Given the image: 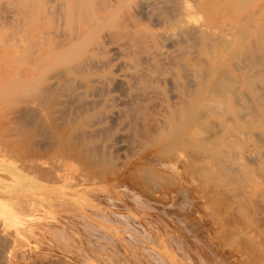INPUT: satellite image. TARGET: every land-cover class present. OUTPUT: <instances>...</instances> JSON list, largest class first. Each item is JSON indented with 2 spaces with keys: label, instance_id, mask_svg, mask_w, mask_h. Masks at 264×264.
<instances>
[{
  "label": "bare ground",
  "instance_id": "6f19581e",
  "mask_svg": "<svg viewBox=\"0 0 264 264\" xmlns=\"http://www.w3.org/2000/svg\"><path fill=\"white\" fill-rule=\"evenodd\" d=\"M135 1L136 0H43L42 6H40L39 3L34 2V1L31 2L30 0H6V1L3 0V2H1V4H0V27L3 28L4 30L6 28L9 32H12L11 33L12 37L8 38L6 36V38L4 40H2V41L0 40V83L4 82V85L7 86V90H15L17 87H20L19 93L23 96L22 99L25 100V102L21 105L22 110H19V114H21V112H22L21 115H23L22 116L23 120L21 121L20 126L22 125L21 126L22 129L24 128V126H28V128L25 127V129H27V130L31 129L32 130L31 127L33 125L31 127H30V125L34 124V125H36V131L38 130L39 132H41L42 129L41 130L37 129V128H39V127H37L38 125H44V127L46 126L47 129L45 131L48 132V130H50V132L52 133L53 137H51V134L50 135L48 134V137L54 138V142H52V143L53 144L56 143L55 147H57L59 149V152H58L59 156H61V157L66 156L67 159H69L70 157H74L78 162H79V160H81L82 162L85 163V165H87V166L89 165V167L91 166L90 164H92L91 169L86 171L85 169H87L88 167H86L84 165V168L85 167L86 168L84 169V168H82L83 167L82 166L81 168L83 171L81 172V170H80V174L83 176L85 175L88 178L89 177L91 178V176L94 177L95 175L97 176L98 174H99V176H100V174H103V176H104V173L109 172V171L103 172V170H104L103 166L108 165V163H113L114 158H116L115 157L116 155H112L111 152L109 150H107V147H108V145L110 147L115 145L116 149H119V147L122 146L121 145L122 143L120 144V142L121 141L123 142V140L126 141V143H128L129 146L126 145L127 148L128 147L132 148L134 146H141V148H142V146L154 144L155 147H158L157 149L161 150L160 154L158 153L159 151L157 153L161 156L160 159H162V161H164V163H163V164H165L164 166H166V167L172 166L174 169V167H176V164L178 162L184 160V161H186L187 164H189L191 166V168H190V166L188 165L189 169L195 170L194 171L195 173L193 172L194 175L196 173H198V172H196V170L199 171L200 161L203 160V157L205 156L204 155L205 150L208 149L209 147L211 148L212 153H210L211 152V150H210V152L207 151V154L209 153L208 155H210V156H211V154H213L214 162L216 164H218L217 162L220 159L219 157L222 156V155H220V152H222L221 154H224V153L227 154V158L233 162L234 160L237 159L236 158V152H234L236 148L238 150V147L236 146L238 143V140H239L237 132L241 130V127H242L241 123H243L244 125L248 124L247 114H245V110H244L246 108L245 97L248 96L247 90L245 88L243 90V92L240 93V96H239V98L241 97V101H240L241 108H243L240 111L241 112L244 111V113H239L238 111H236V107H235V106H237L236 104L235 105L234 104H230V105L227 104V106H226L223 102H222L223 104H221V101H220L219 104H221V105L218 106V108L221 107L222 105L226 106L228 114H223L222 118H220V119L218 118L217 120H214V121H217L216 124L219 127H218V129L216 128L217 130H212V132L208 130V132L210 133V134H208L207 131H205V132H203L204 130L202 131V126H201V117H203V114H202L203 112H201V110H202L201 106H203L205 104L204 102L206 101L205 100L202 104V102H201V95H202L201 89H202V86L209 80V78H212V76L215 75L216 78L214 77L215 80L213 78L214 82H212V84L210 85V88H209V89H211V90H209L210 92H208L209 96H210V93L214 94L213 96H216V98H219V100H222V101H224L226 98H230L233 93L235 94L236 84L238 82H241L242 84H246L249 81V79L247 81V70H246V66L248 65V63L246 61L247 60V53L252 58V61H254L255 63H258V64H262L264 67V42L261 43L260 45L259 44H250L251 46L249 45L248 50H247V45H246V47L244 49L245 50V57L243 58V60L240 59L241 64L237 65L238 72L233 71V69L225 70L224 68H222L223 67L222 65H226V64H223L224 63L223 59H222V63L220 61L221 69L219 67L217 72H216L217 66L215 67L212 65H208L209 67L208 66L206 67L207 59H205V57H203V58L201 57L202 56L201 54L204 53V50H203L204 48L203 49L201 48V45L203 43L200 44V41H198V40H207V42H208V38H207L208 36H206V35L210 34V32L213 29L207 33L208 28L206 29L204 27L207 30L206 31L202 26L205 24V23H203L204 21L203 22L201 20H200V22L197 21V19H196L197 9H195L194 6L188 5L185 0H178V1L173 0V2H174L173 5H168V6L164 5L165 7L162 6L163 4L162 5L160 4V1H162V0H137L136 3L133 5V3ZM168 1L171 4L172 0H166V2H168ZM191 1L193 2V4L197 2L195 0L194 1L190 0L189 3H191ZM235 1L237 2V4L241 8L242 7L244 8V6L247 3V0H235ZM163 3H165V2H163ZM234 4H233V8L235 6ZM227 5H229V6H226V7H230V8L232 7V6H230L231 4H227ZM239 6H237V7H239ZM261 6L257 5V8H256L257 12L260 10L259 8ZM206 7H208V6H206ZM203 8H204V6H203ZM224 8H225V6H224ZM248 9L250 11V8H248ZM224 10H226V9H224ZM244 10H245V8H244ZM199 11H200V8H199ZM208 11H209V9H208ZM253 11H255V10H253ZM223 13H221V14H223ZM247 13H249V12H247ZM210 14L211 13H209V15ZM237 14L232 13L231 15L236 16ZM246 14L243 13V15H246ZM255 14H256V12H255ZM243 15H242V13L240 14V16H242V17H243ZM188 16L190 17L191 22L193 24L192 27H190L189 26L191 24L190 23L188 25V27H189V29L190 28H192V29L188 30L187 28H185V27H187V25H185V24H184L185 25L184 28L187 31V33H189L190 35L191 34L195 35V36L191 35L192 38L193 37L196 39L198 38L197 41H196V39L192 41V42H195V41L198 42L196 44L195 43L192 44L194 47L190 46L191 41L188 43L190 44L189 45L190 48L191 47H192V49L195 48V52L197 53L196 55H199V53H200L199 58H198V56L197 57L191 56V58H188L187 56H185V54H186L185 51L189 52L188 50L190 48L188 50L186 48L184 51L180 50L181 43H184V42L181 41V43H180L179 41H177L175 39V36L173 37V35L170 33H168L171 37V38L170 37L169 38L172 40L174 39V41L172 43H175L174 45L176 47H179V48H176L177 50L176 51L173 50V52L168 51L169 49H166V48H168V46L166 45V43H164V40H162V39L167 38V37L165 38L167 32L165 31L166 33H163L165 36H162L160 31L158 32L157 30L152 28V26H157V28H160L163 26H171V25L172 26L173 25L178 26L182 22H187ZM233 16L231 17V19L233 18ZM252 16L253 15H251V17ZM220 17L219 18L217 17V19L222 20V17L221 18ZM237 18H240V17L237 16ZM237 18H235V19L238 20ZM226 19L228 20L227 17H226ZM235 19L233 18L232 20L234 21ZM257 19H259V18H257ZM215 22H216V20H215ZM229 22L230 23L226 22L227 24L223 23L224 25H226L225 29L223 27L224 25L220 24V22H219V24L217 22V24L221 25L222 28H220V30L223 29L225 31L226 28L229 26V24H231V20ZM235 22H238V21H235ZM252 24L253 23L250 22L251 26H252ZM233 25L235 26L236 23ZM239 27H240V25H238V28L235 26V28H237L238 30L234 28L233 31L237 30L236 32L239 31L243 35V29H246V28L244 26H242V28L243 27L244 28L240 29ZM214 29L216 30V28H214ZM217 29H219V28H217ZM228 29H231V28L228 27L226 32H229V34L234 33L233 31H230ZM191 30H192V33L190 32ZM176 31H177V29L175 30V34L177 37ZM182 31L184 32V30H182ZM171 32H172V30H171ZM179 32H180V30H179ZM180 33H182V32H180ZM212 33L215 34V31H212ZM217 35H218V33H216V35H213L215 39L213 38L212 35H210L211 36L210 38L214 39L213 41L217 42L216 41V39H218ZM219 35H220V33H219ZM181 36H183V34ZM235 36H238V35H235ZM188 37H189V35H188ZM210 38H209V40H210ZM224 38H226V37L223 36V38H222V36H221V38H220L221 42L220 43L224 44V41H222V39L226 40ZM184 39H185V37H184ZM234 39H235V37H234ZM185 40H187V39H185ZM231 40H229V41H231ZM219 41H218V45L220 44ZM226 41H228V39ZM229 41L226 43L229 44L230 43ZM233 41H235V40H233ZM207 42H205V43H207ZM215 42H214V44L216 45L217 43H215ZM208 43L212 44V42H208ZM226 43H225V45H223V50H224L225 46H226V48H229V46H227L228 44H226ZM238 43H242V42H237L236 44H238ZM184 45L182 47H184ZM218 45H216V46L219 47V49H220V45H222V44H220L219 46ZM187 46H188V44H187ZM187 46H185V47H187ZM216 46H215V49H216ZM212 47H213V44L211 47L207 46L208 51H206V52H208V54H210V52L212 51ZM209 48L211 50L210 52H209ZM219 49L217 48L216 51ZM201 51H203V53H201ZM214 51L212 53H214L213 55L215 56V55H217L216 54L217 52L215 51L216 52L215 53ZM235 51L230 50L229 52H232V54L231 53L228 54V52H227L225 57H227L229 55L230 59H231L234 56L233 52L236 53ZM12 52H14L15 54L20 53V55H21V57H20L21 67H17V69H16V71H17L16 78L9 79L8 77L11 75V72H13L11 69L12 68L11 66L14 64V63L13 64L11 63L12 64L11 66L9 64L10 54ZM189 53L191 54V51ZM221 53H222V51H221ZM236 54H238V53H236ZM237 57H238V55H237ZM18 59H19V56L16 57V60H18ZM198 59H204V60H201V62L204 61L205 66L204 65L202 66L200 60H198ZM215 59H216V57H215ZM14 60H13V62H14ZM200 65L203 68L204 67L206 68L205 69L206 72L203 69L204 72L200 73V71H199ZM178 67H181V68L185 67L186 69L191 67L192 69L190 68L191 70H189V72L193 70V74L191 72L187 75L189 77L192 74L191 75L192 77L191 78L189 77L190 80H188L187 82L185 81V76L182 77L184 79V82L187 83V84L185 83L186 85L181 80V73H183V71L180 73L178 70H176ZM202 67H201V69H202ZM170 68H176V69H174V72H171L173 70H170ZM186 69L184 72L185 74H187ZM249 70H250V68H249ZM188 77H186V79H188ZM253 77H255V76L253 75ZM257 78L259 79V77H257ZM262 79L264 80V78H261V80ZM166 84H169V86L172 87V88H170L167 85L169 87V89H172L171 91L169 89H167V90L165 89ZM167 91L173 92V95L167 94ZM159 94L164 95V96H162L163 97L162 100L165 102V105H164L163 110L159 114H154L153 113L154 102L157 100V96ZM18 96L20 97V95H18ZM18 96L15 95V97H17V98H18ZM203 96H205V95H203ZM235 96H236V94H235ZM13 100H15V99H13ZM257 100L258 99H256V101ZM3 102H5V101H3ZM207 103H209L208 107L211 106L210 104H212V103H210V101H208V102L206 101V105H207ZM257 103H258V101H257ZM258 105H260V104H258ZM4 106H1V107H4ZM15 106L16 105H14L12 107L13 110L10 107L11 111H15L17 109L16 108L14 110ZM215 106H217V105H215ZM203 107H205V105ZM221 108L224 109L223 107H221ZM6 109H8V108H6ZM220 109H219V111L222 112L221 111L222 109L221 110ZM0 110H2V116H3V113H5L4 112L5 110H3L2 108ZM207 111H209V108ZM251 111H253V110H251ZM251 111H249V112L246 111V112L250 113ZM15 112H18V111H15ZM254 113H256V112H254ZM254 113H253V115H255ZM19 114H18V117H19ZM61 114H71V116L74 114L75 115L72 118V120H66L62 124H59L58 122H55V119H57L58 117H61ZM207 114H209V113L207 112ZM6 115H8V114H6ZM6 115H5V117H6ZM152 115H162V117L158 118V117H153ZM206 115H205V117H206ZM2 116L0 113V117H2ZM16 116H17V114H16ZM11 117H9V118L11 119ZM14 117L15 116H13L12 119H14ZM18 117H17V120H18ZM2 118H0V120L1 121L4 120V122H5L6 120L4 118L3 119ZM9 118H7V119H9ZM19 120H21V119H19ZM60 120H63L62 117ZM229 120L233 121L232 125H230L228 123ZM239 120H240V123H239ZM253 120H255V119H253ZM1 121H0V125L1 124L4 125V123H2ZM12 121L17 123L15 120H11L9 122H12ZM207 121L205 122L204 125H206V123H210ZM214 121L212 123H215ZM9 122H8V124H9ZM216 124L212 125L210 123V125H212V126H214ZM16 125L18 128L19 122H18V124H15V126ZM1 126H0V128H1ZM5 126L2 127L3 130L6 128ZM11 126H12V127H10L11 130L16 129V127H13V125H11ZM34 127L35 126H33V130H34ZM2 128H1V130H2ZM204 128H205V126H204ZM22 129L20 128V133L21 132L23 133ZM25 129H24V133H26ZM208 129H210V128H208ZM6 130H10V129L8 128ZM77 130L81 131V132H85L83 134H87L86 132H88L89 133V135L87 134L88 136L94 135L93 139H88L87 138L88 136L86 137V136H81V135H80L81 138H79L77 136L79 138L78 139L76 137L77 134L76 133L74 134V132ZM121 131H123L124 133H122ZM213 131H215V132H213ZM263 131H264V129H263ZM9 132H6V134L8 133L7 136H10V134H11V135H13V137H15L14 134L15 133L17 134V131L14 134L12 133L14 131L10 132V134H9ZM31 132L26 133V134H31ZM46 132L44 133V136L47 135ZM202 132L204 134H202ZM206 132H207V134L205 135ZM245 132H243V133H245ZM255 132L256 131H254V133ZM20 133H18V134L19 135L24 134V133L23 134H20ZM3 134H4V136H6L5 133H3ZM36 134H37V132H35V135ZM41 134H40V136H41ZM247 134L249 135V133H247ZM247 134H245V137ZM202 135H204V136H202ZM262 135H264V134H262ZM33 136L34 135H32V137ZM36 136H34V137H36ZM255 136L257 139V134ZM41 137L43 140V134ZM261 137H263V136H261ZM261 137H260V139L264 140ZM0 138H3V137L0 136ZM21 138L23 139V136ZM21 138L18 137V139H21ZM24 138H25V136H24ZM89 138H91V137H89ZM32 139H34V138H32ZM97 139L100 140V142H101V151L98 150L100 148V146H99V148H97L98 146H96L98 144H95V143H94L95 145L92 144V142L94 140H97ZM4 140H5V138H4ZM27 140H30V139L28 138ZM34 140H31L32 142H30V141L29 142L33 144ZM203 140H205V141L208 140L209 142H211L210 143L211 145L209 144L210 145L209 146L207 144L208 142L207 143L203 142L205 144V146L208 145V148L207 147L204 148L205 146L202 145ZM45 141H47V139ZM242 141H244V140H242ZM257 141H258V139H257ZM3 142L6 143V140ZM3 142H0V143H3ZM17 142H19V140L16 141V143ZM25 142L27 143L26 140H25ZM25 142L23 143V144H25V147H23L24 145L20 146L18 143H17L18 145H16V143H15V146H18L17 149H19V146L22 149L24 148V151H22L23 152L22 154H24V152H25V154H24L25 159L23 158V156L20 157L22 154L19 156V153L17 156L18 159L15 158V156H14V159H17L19 162V159L21 158L20 161L22 160L23 163L22 162H21V164L16 163V164H18L17 166L16 165H9V166L2 168L3 170L6 171V176L4 175V173H3L4 176L3 175H1V176L8 180V181H6V183L9 186H12V187L20 186L21 188L23 187L22 188L23 189L22 196H24L26 198V200L31 202L30 203L31 206L34 205V203H33L34 201L32 198L33 196L38 195V196H40L39 198L42 197L44 199H47L48 195H46L43 191H39V192H35L36 190L32 191L31 190L32 185L31 184L29 185L30 181L31 182L34 180L39 181V182L41 181L39 183L41 188L44 187V188H48L50 190L56 189L55 191L64 192L62 187H60L58 185V187H59V189H58L57 186L54 185L53 183L57 182V181H63L67 185L68 184L72 185V184H74L73 181L75 182L76 179L80 178L81 175H79L78 173L76 174L75 172H73V173L71 172L73 174V177L70 176V178L72 180H70V178L68 180L65 176L66 170H64V169H67L66 167L63 169L60 168L59 163H57V162L55 163L56 160L54 162H53V160H51V163H48V162L44 163V161L47 158L44 159V161H43V158L41 159L39 157L40 156L38 154L39 148L42 149L43 146L37 148L36 146H38V144L36 146L32 145V144L26 145ZM36 142H39V141H36ZM36 142L34 141V143H36ZM40 142H41V140H40ZM5 143H3V144H5ZM8 143H10V142H8ZM46 143L50 144L49 141ZM52 143L50 145H52ZM11 144L13 145L12 142H11ZM39 145L41 146V144H39ZM50 145H49V147H51V149H53L52 146H50ZM201 145L204 148V150H202ZM6 146L8 147V144H6ZM126 146H125V148H126ZM190 146H192L193 148L192 147L189 148ZM218 146L219 147L221 146V147L219 148ZM46 147L47 146L45 145V147L43 149H45ZM55 147H54V149L56 150L57 148H55ZM4 148L5 147L3 145V147H1V149H4ZM11 148L13 149L14 147H11ZM185 148L186 149L189 148L188 151L190 150L191 154L189 152V155L186 156L185 154H187V152H188V151H186V153L183 155L184 157L186 156V158H183L182 152L184 151ZM194 148H195V151H196V149L198 150L199 154H197V152H195V151H194V153L192 152L194 150ZM199 148L201 149L202 154L199 152V150H200ZM244 148H245V146H244ZM51 149H49L48 151H50ZM144 149H145V147H144ZM144 149L142 148L141 150H144ZM5 150H8V149H5ZM13 150H14V152L16 151L15 148ZM13 150L11 152L8 150L7 152H10L8 154H11L13 152ZM19 150H17V151L19 152ZM17 151H16V154H17ZM43 151H46V153H47V149L43 150ZM138 151H139V149H138ZM203 151H204V153H203ZM0 152H2V151H0ZM51 152L53 153V151H51ZM154 152H156V151H154ZM148 153H150V152H148ZM53 154H52V156H53ZM117 154H118V152H117ZM154 154H156V153H154ZM158 154L156 156H158ZM13 155H15V153ZM13 155H11V158ZM123 155H125V154H123ZM239 155H240V153H239ZM45 156H42V157L45 158ZM132 156H134V155H132ZM49 157H51V154H49L48 158ZM244 157H245V155H244ZM244 157H243V159H244ZM22 158L24 159V161ZM153 158H155V157L153 156ZM54 159H56V157ZM70 159L71 160H69V161H72V158H70ZM247 159H249L248 156H247ZM257 159H259V158H257ZM216 160H217V162H216ZM66 161H68V160H66ZM223 161H224V159H223ZM259 161H260V159H259ZM221 162H222V160H221ZM247 162H249V161L246 160V163ZM75 163L78 164L76 161H75ZM81 163H79V164H81ZM93 163H95L96 166L98 165L99 167L96 168V166H94L95 164L93 165ZM104 163H105V165H104ZM121 163H122V161H121ZM227 163H228V161L225 162V164H227ZM254 163H256V161ZM245 164L238 163V168L234 169L233 173H230V175L227 174V176H230V178L232 177L234 179H236V178L238 179L237 180L238 182L236 183L238 187L235 186V190H237V189L239 190V187H241L243 185V181L240 178H241V175H242V177H244L245 173H243L241 170L246 169ZM65 165L69 166V162L67 164L64 163L63 166H65ZM73 165H75V164H73ZM115 165H116V163H115ZM115 165L113 164L112 170L115 169L114 168ZM78 167H79V165H78ZM92 167L94 168L93 170H92ZM184 167H186V166L184 165ZM220 167H223V166H220ZM108 168L106 167L107 170H108ZM158 168H159V166H158ZM2 169L0 170V172L1 171L4 172ZM18 169L23 171L26 176H24V177L20 176L17 173ZM106 169H105V171H106ZM162 169H163V167H162ZM186 169H188V168H186ZM215 169H218V168H215ZM153 170L154 169H152V171ZM161 170H159L160 173H161ZM205 170H208V166H204L202 168V171H205ZM218 170H221V168ZM141 171H142V169H141ZM188 171L190 172L191 170H187V172ZM110 172H111V169H110ZM223 172H228V171H227V169L223 168ZM71 173H69V175ZM149 173L150 174L152 173L151 168H150ZM153 173H154V171H153ZM205 173H204V175H203V172H202V174L200 173V175L198 173V176H201V175L205 176V177L210 176L209 172H208L209 175H207V172H205ZM193 174H191V175L193 176ZM256 174H257V176H259L258 175L259 173H256ZM69 175H67V177ZM83 176H81V177H83ZM103 176H101V177H103ZM172 176H173V174H172ZM213 176H216V175H213ZM218 176H219V174L217 175V177ZM93 177H92V180H93ZM154 177L156 178V176H154ZM196 177H197V175H196ZM98 178H96L97 183H98V180H99V182H101L100 178L99 179ZM105 178H107V177H105ZM86 180H87V178H86ZM215 180H216V178H215ZM93 181L96 183L95 179ZM102 181L108 182L107 179H102ZM227 181H228V179H227ZM229 181H231V179ZM26 182H28L27 185H26ZM88 182L89 181H87L86 183H88ZM104 182H102V183H104ZM90 183H92V182H90ZM231 183H233V182H231ZM77 184H79V183H77ZM225 184H227L226 181H225ZM2 188H4V187H0V191ZM17 188H19V187H17ZM227 190H229V189H227ZM219 192H220V190H219ZM212 193H214V192H212ZM28 194H32L31 197ZM255 196H257V194ZM258 196H260L259 197L260 202H258V200L255 201V199L258 198ZM258 196L256 198L255 197L252 198V200L254 199L253 200L254 202L260 203L259 206L261 208H259V209L263 208V210H264V191H262V192L260 191ZM247 198L250 201V197H247ZM244 200H245V198H243L242 201H244ZM22 202H24V201H21V203ZM100 202H102V201H100ZM250 202H252V201H250ZM21 203H19V204H21ZM27 203L24 202V204H27ZM2 204H5V202H3V200L0 199V207L2 206ZM30 204L28 203L29 207H30ZM242 204L243 203H241V205ZM254 204L256 207L257 204L256 203H254ZM237 205H239V204H237ZM21 206H22V208L26 207V206H23L22 204H21ZM12 207H13V205H12ZM19 207L20 206H18L17 208L20 209L21 207L20 208ZM26 208L28 209V211L29 210L32 211L31 209L33 208V206H32V208L30 207V209L28 207H26ZM26 208H24V209L27 210ZM24 209H22V211ZM25 210L23 212H25ZM22 211H21V213H22ZM258 212H259L258 213V215H259L262 212V210L261 211L259 210ZM28 213L31 214V212H28ZM262 213H264V212H262ZM255 217H256V214H255ZM258 217H260V216H257L256 217L257 219L254 218L257 220V222L254 221L255 224L258 223L259 221H261L260 219L263 218V215H261L259 220H258ZM24 221H26V220H24ZM262 221H263V219H262ZM262 221H261V223H264ZM87 224H90V223H87ZM4 225H6V224H4ZM94 225L95 224H93V227H94ZM69 226H70V224H69ZM98 227H99V225H98ZM255 227L253 226V228H255ZM257 227H259V226H257ZM260 227H262V226L260 225ZM253 228H251V229H253ZM4 230H5V228H4ZM56 230H59V229L57 228ZM257 230L260 231V230H262V228L257 229ZM1 231H3V230H1ZM1 231H0V243H6L7 244L9 238H7V236L3 235L1 233ZM59 231H62V230H59ZM234 232H235V230H234ZM249 233H250V231H249ZM258 233H260V232H258ZM258 233L257 234L255 233V234L259 236L260 234H258ZM14 234H13V236H14ZM223 235H225V234H223ZM263 235H264V233H263ZM230 236H231V234H230ZM250 236L251 235H248V241L250 240V238H252V236L251 237ZM258 236H256V237L258 238ZM9 237L11 238V236H9ZM256 237H255V241H256ZM252 239L249 242L254 243L255 241L252 242ZM261 240H263V239H261ZM261 240L259 243L257 242L258 244H260V246L264 242V240H263V242ZM6 244H5V246H6ZM113 245H114V243H113ZM255 245H256V243H254V246ZM73 246H74V244H73ZM260 246L257 245V249ZM251 248H253V247H251ZM257 249L255 248V250H257ZM261 249L262 248H260V253H261V251L264 250V249L263 250H261ZM13 251H15V250H13ZM0 252L5 253L2 250H0ZM263 253H264V251H263ZM263 253H262V255H263ZM15 255H16V253H15ZM16 258H17V256H16ZM5 259L6 260L3 261V264H10L9 263L10 260L7 258H5ZM38 259H39V257H38ZM256 260H257V258H256ZM260 260H262V258ZM25 261L27 262V260H25ZM35 261H36V259H35ZM41 261L44 263V261L42 259H41ZM263 261H261V262H263ZM13 262L14 261H12V263ZM23 263L26 264L25 262H23ZM33 263H34V259H33ZM45 263H46V261H45ZM49 264H51V263H49Z\"/></svg>",
  "mask_w": 264,
  "mask_h": 264
},
{
  "label": "rangeland",
  "instance_id": "374dc122",
  "mask_svg": "<svg viewBox=\"0 0 264 264\" xmlns=\"http://www.w3.org/2000/svg\"><path fill=\"white\" fill-rule=\"evenodd\" d=\"M4 1H6V0H4ZM30 1L31 2H33V1L37 2L40 4V6H42V4H43V0H30ZM136 1L133 3V5L136 3ZM162 1H160V4L161 5L163 4L162 6H164V5L168 6V5L174 4L173 0H172L173 3L170 1L171 4L169 3V1L166 2V0H164L163 2H165V3H163ZM175 1H178V0H175ZM185 1L188 5H192L195 7V9H197L196 19L198 22H200V20L202 22L204 21L203 23H205L204 24L205 26L204 25H202V26H203V28L204 27L206 29L208 28V31L204 28L207 31V33L210 32V30H212V29H213L212 31H215V34L212 33V31L208 35L205 34L206 36H208L207 37L208 42H212V44H213L212 51L209 48V52L211 51L210 54H208V52H206V51H208L207 46L211 47L212 44L210 43L211 44L210 45L207 42V40H198V41H200V44L203 43L201 45V48L202 49L204 48L203 49L204 53H203V51H201V53H203V54H201L202 55L201 57L202 58L205 57V59H207V61L205 60L207 62L206 67L208 65H212L215 67L217 66V68H216V72H217L219 67L221 69L220 61L222 63V59H223V62H224L223 64H226V65H222L223 66L222 68H224L225 70L233 69V71L238 72L237 65L241 64V60H243V58L245 57V50L244 49H245L246 45H247V50H248L250 44H259L260 45L261 43L264 42V0H259V1L258 0L257 1L256 0H247L246 5L244 6L245 10L243 7L241 8L235 0H232L233 2L231 0H229V1L224 0L225 2L223 0H195V1H197L196 2L197 4L196 3L193 4L192 1H191V3H189L190 0H185ZM1 2H3V0H0V4H1ZM227 4H231L230 6H232V7L231 8L226 7V6H229ZM233 4L235 5L234 8H233ZM257 5L258 6L262 5L259 8L260 10L258 9L259 10L258 12L256 11ZM203 6H204V8H203ZM206 6H208V7H206ZM224 6H225V8H224ZM237 6H239V7H237ZM199 8H200V11H199ZM248 8H250V11ZM208 9L210 12L208 11ZM224 9H226V10H224ZM253 10H255V11H253ZM208 12L211 14L209 15ZM231 12L233 14H237V13L238 14L236 16H233V15H231L232 14ZM240 12L242 13V15H243V13H245V14L247 12H249V13H247L246 15H243V17H244L243 18L242 16H240V14H241ZM255 12H256V14H255ZM221 13H223V14H221ZM251 15H253V16L251 17ZM220 16L222 17V20L217 19V17L219 18ZM225 16L228 18V20L226 19ZM232 16L234 19L237 18V16H239L240 18H237L238 20L235 19L233 21L232 20L233 18L231 19ZM187 18H188L187 22H182L178 26L177 25H173V26L171 25V26H163L160 28H157V26H152L153 29L157 30L158 32L160 31L162 36H165L163 33L167 32L165 38L167 37L168 39L166 38L167 40L166 39H162V40H164V43H166V45L168 46V48H166V49H169L168 51L173 52V50L176 51L177 50L176 48H179V47H176L174 45L175 43H172L174 41V39L173 40L170 39L171 37L168 33L172 34L173 37L175 36V39L177 41H179L180 43H181V41L184 42V43H181L180 50L184 51L186 48L188 50L190 48V46L194 47L192 45L193 43H195V44L198 43V42H196L198 38L197 39L194 37L192 38V36L194 34H191L192 35L191 36L185 30V28H187L188 30L192 29V28L189 29V27H188V25L190 23H191L189 25L190 27H192V25H193L190 17L188 16ZM257 18H259V19H257ZM229 19L231 20V24H229V26L228 25L227 26L231 29H228V30L233 31L235 26L238 28V25H240V27H239L240 29L242 28V26H244L246 29H243L244 27L242 28L243 29V35L239 31L236 32L238 30L237 28H235V29H237L236 31H233L234 33H230V34H229V32H226L228 27L226 28L225 31L223 29L220 30V28H222V27H221V25H218L219 22H220V24L224 25L223 23H226V22L230 23ZM215 20H216V22H215ZM235 21H238V22H235ZM217 22H218V24H217ZM250 22L253 23L252 24V26L254 25L253 27L250 25ZM235 23H236V25L234 26L233 24H235ZM184 24L187 25V27L184 28V26H185ZM225 26L226 25L223 26L224 29H225ZM214 28H216V30ZM217 28H219V29H217ZM176 29H177V31H176L177 37L175 34ZM171 30H172V32H171ZM179 30L182 33H180ZM182 30H184V32ZM185 32L189 35V37ZM190 32L192 33V30ZM11 33L12 32H9L6 28H5V30L3 28H1L0 29V37H1L0 40L1 41L4 40L6 38V36L8 38L12 37ZM179 33L181 35L183 34V36H181ZM216 33H218V35H217L218 39H216L217 42L213 41L215 39L213 35H216ZM219 33L222 36V38L224 36V37H226L224 39H226V40L228 39V41L232 39L231 41H229L230 43L229 44L226 43L228 41L223 40V39H222V41H224V44L220 43L221 42V39H220L221 36L219 35ZM210 35H212L214 39L210 38L211 37ZM235 35H238V36H235ZM184 37L187 40H185ZM234 37H235V39H234ZM209 38H210V40H209ZM195 39H196V41L192 42ZM233 40H235V41H233ZM218 41L220 44H222V45L219 44L220 49H219V47L216 46V45H218ZM188 42H190L191 45ZM205 42H207V43H205ZM214 42L217 44L215 45ZM237 42H242V43L236 44ZM225 43L228 44L227 46H229V48H226V46H225L224 50H223V45H225ZM182 44L183 45L185 44L184 47H182L183 46ZM187 44H188V46H187ZM185 46H187V47H185ZM215 46H216V49L218 48L219 50L216 51ZM192 47L188 50L189 52L191 51V54L189 52L185 51L186 52L185 56H187L188 58H191V56L192 57L198 56V58H199L200 53H199V55H196L197 53L195 52V48L192 49ZM230 50H232V51L236 50L235 52L238 53V54H236L233 52L234 56L231 59H230L229 55H228L229 57L227 56L228 58L225 57L227 52H228V54H230V53L232 54V52H229ZM213 51L217 55L214 56L213 55L214 53H212ZM221 51H222V53H221ZM237 55H238V57H237ZM17 56H19L18 60H16ZM20 57H21L20 53L15 54L14 52H12L10 54L9 64H10V66L13 63L14 64L11 66L12 67L11 69L13 72H11V75L8 77L9 79L16 78V76H17L16 69H17V67H21ZM215 57H216V59H215ZM13 60H14V62H13ZM198 60H200V62H201V60H204V59H198ZM246 61H247L248 65L250 66V67L248 65L246 66L247 81H248V79H249V81L246 84H242L241 82H238L236 84V90H235L236 96L233 93L230 98H226L224 101L219 100V98H216V96H213L214 94L210 93V96H209L208 92H210L209 90H211L209 88H210V85L212 84V82H214V80L216 78L215 75H213L212 78H209V80L202 86V89H201V94H202L201 95V102H202V104L205 100L207 102L210 101V103H212V104H210L211 106L208 107L209 103H207V105H206V101H205L204 102L205 107H203L204 105L201 106V109H202L201 112H203L202 113L203 117H201L202 131L204 130L203 132H205V131L208 132V130L212 132V130L218 129L219 126H217V124H216L217 121H214V120H217L218 118L219 119L222 118L223 114H228L227 109H226L227 104H229V105L230 104H234V105L236 104L237 105V106H235L236 111H238L239 113H244V111L243 112L240 111L243 108H241V103H240L241 97L239 98V96H240V93L243 92V90L245 88L247 90V95H248L245 97L246 108L244 109L245 114H247L248 124L244 125L243 123H241V125H242L241 130L237 132L239 140H238V143L236 146L238 147V150L236 148L234 151V152H236V158L237 159L232 162L227 158V154H225V153L221 154L222 152H220V155H222V156L219 155L220 159L218 160V162L216 160V162L218 163V164H216L214 162L213 154H211V156L208 155L209 153L207 154V151L210 152V150H211L210 147L208 148V145L211 142H209L208 140L202 141V145H204V146H205V144L203 142H206V143L208 142L207 143L208 145H206L204 147V148L207 147L208 149L205 150V154H204L205 156L203 155L204 156L203 160L200 161V166H199L200 169H199V171L196 170V172H198L199 175H200V173L202 174V172H203V175L205 172H207V175L210 174V176H208V177H205L202 175L198 176V173H196L194 175L193 172L195 170L189 169L190 165L187 164L186 161H184V160H182L183 162L180 161V162H178L179 164L178 163L176 164V167H174L175 170L173 169L172 166H170V167L164 166L165 165V164H163L164 161H162V159H160L161 156L159 155L161 150L157 149L158 147H155L154 144H153L154 146L152 144H149L147 146H142V148L144 149V147H145V149L141 150L142 149L141 146H134L132 148L131 147L127 148V146H129V145H128V143H126V141L123 140V142L122 141L120 142V144L122 143L121 144L122 146L119 147L120 150L116 149L115 145H113L112 147H110L108 145V147H107V150H109L112 155H116L115 156L116 158H114V162L112 161L113 163H108V165L103 166L104 167L103 172H107V171H109V172L104 173V176H103V174H100V176H99V174L97 176L95 175L96 177L91 176V178L89 177L90 178L89 179L87 176H85V175L83 176L80 174V170H81V172L83 171L82 168H84V165H85L84 162H82L79 159H78L79 160V162H78L74 157H70V158H72V161H69V160H71L69 157H68L69 159H67L66 156L65 157L59 156V153H58L59 149L57 147H55L56 143H54V144L52 143V142H54V138H51V137H53L52 133L50 132V130H48V132L45 131L47 129L46 126L45 127H44V125H38L37 126V127H39L37 129H39V130L42 129L41 132H39L38 130L36 131V125H34V124L30 125V127L32 125L35 126L34 130H33V126L31 127L32 130L29 129L30 131L25 129V127L28 128V126H24V128L22 129V127H21L22 125L20 126V123L23 120V117H22L23 115H21L22 114L21 111H20L21 114H19V110H22L21 105L25 102V100L22 99L23 96L19 93L20 87H17L15 90H7V86L4 85V82L0 83V86H1L0 87V99H1L0 100V109L2 108L3 110H5L4 111L5 113H3V116H2V110H0V113H1V116L3 118L5 117L6 114H8L4 118L6 120L5 122H4V120L3 121L0 120L2 123H4V125L3 124H1L2 126L0 125L1 128L6 125L5 126L6 128L4 130H3V128H2V130L0 128V130L2 131V132L0 131L1 132L0 136L3 137V138H0V142H3L6 140V143L3 142L5 144L0 143V146L3 144L5 147L4 149H1V147H3V145L0 147V151H2V152H0L1 153L0 154V168L2 169V168L9 166V165H16L17 166L18 164H16V163L21 164L22 160L20 161V159H21L20 158L19 162H18L17 156H18V153H19V156L23 153L22 151H24V148L22 149L20 146L24 145L23 147H25V144H23L25 142V140L27 141V143L25 142L26 145H31L32 144V143H30V142H32L31 140L35 139L34 140L35 142L36 141H39V142L34 143V141H33L32 145L36 146L38 144V146H36L37 148L43 146L42 147V149H43L45 147V145L47 146L45 149H43V150L47 149V153H46V151H43L41 148H39V153H38L40 155L39 157L41 159L43 158V161H44V159L47 158L44 161V163H46V162L51 163V160H53V162L56 160L55 163L56 162L59 163L60 168L63 169L66 167L68 170L67 169H64V170H66L67 174L65 173V176L68 180H69L70 176L73 177V174H72L73 172H75L76 174L78 173L79 175L83 176V177L80 176V178L76 179L75 182L73 181L74 184H72V185H69V184L67 185L63 181H57V182L53 183L54 185L57 186L58 189H59L58 185L60 187H62L64 192L55 191L56 189L50 190V189L44 188V187L41 188V186L39 184L41 181L40 182L36 181V180H34L32 182L28 181L29 185L30 184L32 185V188H31L32 191L33 190H36L35 192L43 191L46 195H48L47 199H44L42 197L39 198L40 196H38V195L33 196L32 198L34 201L33 202L34 205H32V206H33V208L35 207L33 209L31 204H30L31 202H29L28 200H26V198L24 196H22V192H23L22 188L23 187L21 188L20 186H17V187H19V188H17V187L9 186L6 183V181H8V180L1 176V175H3V173L6 176V171L2 169L4 172H2V171L0 172L1 173L0 178L2 177L0 179V187H4V188H2L0 191V199L3 200V202H5V204H2V206L0 207V229L3 230V231H1V230L0 231L3 235L7 236V238H9V240H8L7 244L6 243H0V245H1L0 248L2 247L0 250L5 252V253L0 252V260L2 261V262L0 261V264H3V261L6 260L5 258L10 260V261L8 260L10 264H24L23 262H25L26 264H31V263L32 264H49V263H51V264H258V263L262 264L263 263L264 264V261H263L264 260V258H263L264 257V253H263V251H264L263 250L264 249V246H263L264 245V242H263V240H264V235H263L264 223H261L262 219H263L262 222H264V213H262V212H264V210H263V208L259 209L261 207L259 206L260 203H258V202H260L259 201L260 196H258V194L260 193V191L261 192L264 191V176H263L264 175V140L260 139L261 136H263L261 138L264 139V135H262V134H264V131H263V129H264V117H263L264 116V80L263 79L261 80V78H264V67L262 64H258V63H255L254 61H252V58L248 55V53H247V60ZM201 65L205 66V62L202 61ZM201 65L199 66V71H200V73L201 72L203 73L206 68L205 67L203 68ZM201 67H202V69H201ZM190 68L186 69L185 67H183V68L178 67L177 69L176 68H170V70H173L171 72H174V69H176L180 73L183 71V73H181V80L185 84L188 80H190L189 77L191 78L192 77L191 75L193 74V70L189 72V70L192 69V68L191 69ZM249 68H250V70H249ZM185 69H186L187 74L184 73ZM191 72H192V74L188 77L187 75ZM205 72H206V70H205ZM250 72L256 78L253 77V75ZM183 76H185L186 82H184V79L182 78ZM186 77H188V79H186ZM257 77H259V79ZM213 78H214V80H213ZM167 85L169 86V84L165 85L166 90L169 89V87L172 88L171 86L168 87ZM169 90L171 91L172 89H169ZM168 91H167V94L173 95V92H168ZM15 95L16 96L20 95V97L18 96V98H17V97H15ZM203 95H205V96L207 95V96L205 97ZM162 96H164V95L159 94L157 96V100L154 102V109H153L154 114H159L164 108L165 102L162 100V98H163ZM13 99H15V100H13ZM256 99H258L257 100L258 103H257ZM3 101H5V102H3ZM220 101H221V104L224 103L226 105V106H223V105L221 106L224 109H222L221 107L218 108V106L221 105V104H219ZM214 104L217 106H215ZM258 104H260V105H258ZM14 105H16L14 107V110L17 108L15 111H18V112L11 111V108ZM1 106H4V107H1ZM6 108H8V109H6ZM208 108H209V111H207ZM219 109L222 112H220ZM12 110H13V108H12ZM251 110H253V111H251ZM246 111H248V112L251 111V112L247 113ZM207 112L209 114H207ZM254 112H256V113H254ZM253 113L255 115H253ZM16 114H17V116H16ZM18 114H19V117H18ZM74 115L71 116V114H61V117L63 120H60L61 117H58L57 118L58 120L55 119V122L62 124L66 120H72ZM205 115H206V117H205ZM13 116H15L16 118L14 117V119H12ZM152 116L158 117V118L162 117V115H152ZM2 117H0V118H2ZM9 117H11V119ZM17 117H18V120L19 119H21V120L18 121ZM7 118H9V119H7ZM253 119H255V120H253ZM8 120L9 121H11V120L16 121L17 120L16 121L17 123L12 121L14 123L13 124L12 122H9ZM206 121L210 122L212 125L213 124H216V125L212 126V125H210V123H206V125H204ZM213 121L215 123H212ZM8 122H9V124H8ZM18 122H19V127L17 128V125L15 126V124H18ZM232 122L233 121H231V120L228 121V123L230 125H232ZM239 123H240V120H239ZM11 125H13V127H16L17 130L16 129L15 130L17 131V134L20 133V128L23 130V133H24V129H25L26 133H30L31 131L32 132H31V134L24 133L25 135L21 132L20 134H23V135H19V134L17 135L15 133L16 132L15 130H13V129L11 130V128H10V127H12ZM204 126H205V128H204ZM211 127L212 128L214 127L215 129L214 128L212 129ZM8 128L10 130H6ZM208 128H210L211 130ZM9 131L10 132L14 131L12 133L13 134L15 133L14 134L15 137H13V135H11ZM44 131L47 133V135H45V136H44V133H45ZM77 131L74 132V134L75 133L77 134L76 137L78 136L79 138H81V136L87 137L89 135L88 132H86L88 134L87 135V134H83L85 132H81V131L77 132ZM245 131L247 133H249L250 136ZM254 131H256L257 133L256 132L254 133ZM6 132H9L10 136H7L8 133L6 134ZM35 132H37V134H36L37 136L35 135ZM121 132L124 133L123 131H121ZM203 132H202V134H204ZM207 132L205 133V135L207 134ZM213 132H215V131H213ZM243 132H245V133H243ZM3 133H5L7 137L4 136ZM39 133L40 134L42 133L43 134V140L47 139V141H45V140L43 141L42 137H41L42 134L40 136ZM48 134L49 135L51 134V137H48ZM208 134H210V133L208 132ZM245 134H247L246 135L247 138L245 137ZM254 134L255 135L257 134L258 141H257L256 136ZM32 135H34L36 137H34V136L32 137ZM22 136H23V139L21 138ZM24 136H25V138H24ZM93 136H88L87 138L93 139ZM202 136H204V135H202ZM18 137L21 139H18ZM89 137H91V138H89ZM4 138H5V140H4ZM28 138L30 140H27ZM32 138H34V139H32ZM17 139L19 140V142H17V143L20 145L19 149L20 150L22 149L21 151L19 149H17L18 146H15L16 141H18ZM40 140H41V142H40ZM242 140H244V141H242ZM7 141L10 143H8ZM48 141L50 142V144L52 143V145H50L49 143L47 144L46 142H48ZM11 142L13 143V145L11 144ZM17 143H16V145H18ZM94 143L98 144V145H96V146H98L97 148H99V146H100V148L98 150L101 151L100 140H98V139L94 140L92 142V144H94ZM6 144H8V147L6 146ZM39 144H41V146ZM49 145L52 146L53 149H51V147H49ZM202 145H201V147H202ZM125 146H126V148H125ZM244 146H245V148H244ZM11 147H14L16 151L19 150V152L17 151V154H16V151L14 152V150H13L14 148L12 149ZM54 147L57 149L55 150ZM191 147L192 146H190L189 148H191ZM195 148L192 151L193 153L195 151ZM204 148L202 147V150H204ZM5 149H8L10 152L13 150L15 155H13L14 154L13 152H12L13 154L12 153L8 154L10 152H7L8 150H5ZM49 149H51V150L48 151ZM138 149H139V151H138ZM185 149H184L185 152L184 151L182 152V156L186 153V151H188V149H186V150ZM51 151H53V153L55 151L56 152L53 154ZM116 151L118 152V154ZM154 151H156V152H154ZM148 152H150V153H148ZM153 152L156 154H154ZM189 152H190V150L185 155L188 156ZM195 152H197V154H199L197 149ZM199 152L202 154L201 149L199 150ZM48 153L51 154L52 158L51 157L48 158V156H49ZM203 153H204V151H203ZM210 153H212V150ZM239 153H240V155H239ZM24 154H25V152H24ZM24 154H22L20 157L23 156V158L25 159ZM52 154H53V156H52ZM123 154H125V155H123ZM157 154H158V156H156ZM190 154H191V152H190ZM11 155H13L12 158H11ZM132 155H134V156H132ZM244 155H245V157H244ZM14 156L17 159H14ZM42 156H45V158ZM54 156L56 157V159H54L55 158ZM153 156L155 158H153ZM186 156L185 157L183 156V158H186ZM247 156L249 157L250 160L247 159ZM243 157H244V159H243ZM257 158H259L260 161ZM24 159H23V161H24ZM223 159H224V161H223ZM66 160H68V161H66ZM221 160H222V162H221ZM246 160H248L249 162L246 163ZM75 161L78 164H76ZM121 161L123 164L121 163ZM227 161H228V163L225 164V162H227ZM255 161H256V163H254ZM68 162H69V166L68 165L63 166L64 163L67 164ZM79 163H81L82 165ZM115 163H116V165H115ZM238 163H243V164L246 163L245 164L246 169L241 170L243 173H245L244 177H242V175H241V178L239 177L243 181V185L241 187H239V190L238 189L235 190V186L238 187L236 184L238 182L237 181L238 179L237 178L234 179L232 177L230 178V176H227V174L230 175V173H233V170L238 168ZM73 164H75V165H73ZM94 164L95 163H93V165ZM109 164L110 165L112 164L111 165L112 167ZM113 164L115 165L114 170H112ZM78 165L80 168L78 167ZM90 165L92 166V164H90ZM104 165H105V163H104ZM184 165L186 167H184ZM203 165L208 166L209 171L208 170L202 171V168L204 167ZM85 166L88 167L87 169H85L86 167L84 168L86 171L91 169V166L90 167H89V165L88 166L85 165ZM94 166H96V164ZM158 166H159V168H158ZM220 166H223V167H220ZM93 167H92V170L94 169ZM98 167L99 166L97 165L96 168H98ZM106 167L107 168L109 167L108 170L106 169ZM162 167L164 170L162 169ZM219 167L221 168V170H218V169H220ZM150 168H151V172H152L151 174L149 173ZM186 168H188V169H186ZM190 168H191V166H190ZM215 168H218V169H215ZM223 168L227 169L228 172H223ZM105 169H106V171H105ZM110 169H111V172H110ZM141 169H142V171H141ZM152 169H154L153 171L155 174L153 173ZM159 170H161V173ZM187 170H191V171L190 172L188 171L189 172L188 173ZM67 171L68 172L70 171L69 173H71V172L72 173L69 175V173ZM208 172H209V174H208ZM17 173L22 177L26 176L25 173L23 171H21L20 169H18ZM190 173L193 174V176ZM256 173H259L258 174L259 176H257ZM172 174H173V176H172ZM218 174H219V176L217 177ZM67 175H69V176L67 177ZM196 175H197V177H196ZM213 175H216V176H213ZM101 176H103L104 178ZM154 176H156V178ZM92 177H93V180L95 179L96 183L92 180ZM98 177L100 178L101 182H99V180H98V183H97L96 178H98ZM105 177H107V178H105ZM86 178H87V180H86ZM101 178L107 179L108 182H104L105 180L102 181ZM215 178H216V180H215ZM226 178L228 179V181L231 179V181L228 182ZM70 180H72V179L70 178ZM87 181H89V182L86 183ZM225 181L227 184H225ZM28 182H26V185L28 184ZM90 182H92V183H90ZM102 182H104V183H102ZM231 182H233L234 184ZM77 183H79V184H77ZM227 189H229V190H227ZM219 190H220V192H219ZM212 192H214V193H212ZM256 194H257L258 198H256L257 197V196H255ZM28 195H30V197H31L32 194H28ZM247 197H250V201H252V202H250ZM254 197L256 198L255 201L258 200V202H254L253 201L254 199L252 200V198H254ZM243 198H245L244 201H242ZM21 201H24L25 203L28 202L30 204V207L32 208L31 209L32 211H30V210L28 211V209L26 208V207H28L30 209L28 203L24 204V202L21 203ZM100 201H102V202H100ZM19 203H21L23 206H26V207L22 208L21 204H19ZM241 203H243V204L241 205ZM254 203L257 204L256 207H255ZM237 204H239V205H237ZM12 205H13V207H12ZM18 206H20L21 208L19 207L20 209H18L17 208ZM24 208H26L27 210H25ZM22 209H24L25 212H23L24 210L22 211ZM259 210L260 211L262 210V212L258 215ZM21 211H22V213H21ZM27 211L31 212V214L28 213ZM255 214H256V217L257 216L261 217V215H263V218H261L260 219L261 221H259L260 223L258 222L259 224L258 223L255 224V222H254V221L257 222V220H256L257 218L255 217ZM260 217H258V220ZM254 218H256V219H254ZM24 220H26V221H24ZM87 223H90V224H87ZM4 224H6V225H4ZM69 224H70V226H69ZM93 224H95L94 227H93ZM98 225H99V227H98ZM252 225L254 227L257 225L259 227L256 226L255 227L256 229H255V228H253ZM260 225L262 227H260ZM4 228H5V230H4ZM57 228L59 230H62V231L56 230ZM251 228H253V229H251ZM260 228H262L263 231L257 230ZM234 230L236 233L234 232ZM249 231H250V233H249ZM258 232H260V233H258ZM255 233L256 234L258 233L260 235L258 236ZM13 234H14V236H13ZM223 234H225V235H223ZM230 234H231V236H230ZM248 235L252 236L253 239L250 238L251 236L249 237L250 240L252 239V242L255 241V237L258 236V238L256 237V241L254 242V243H256V245H255L256 247L254 246V243L249 242L250 240L248 241ZM9 236H11V238ZM261 239H263V240H261ZM260 240L263 242L261 244V246H260V244H258L260 242ZM113 243H114V245H113ZM5 244H6V246H5ZM73 244H74V246H73ZM257 245L260 246V247H258V249H257ZM250 246L253 248H251ZM254 247L257 250H255ZM260 248H262L261 250H263V251H261V253H260ZM13 250H15V251H13ZM15 253H16V255H15ZM262 253H263V255H262ZM5 255L6 256L8 255V256L6 257ZM16 256H17V258H16ZM38 257H39V259H38ZM260 257L262 258V260H260L261 259ZM256 258H257V260H256ZM33 259H34V263H33ZM35 259H36V261H35ZM41 259L44 261V263L41 261ZM25 260H27V262ZM12 261H14V262L12 263ZM45 261H46V263H45ZM261 261H263V262H261Z\"/></svg>",
  "mask_w": 264,
  "mask_h": 264
}]
</instances>
